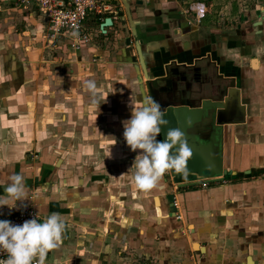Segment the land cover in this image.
Returning a JSON list of instances; mask_svg holds the SVG:
<instances>
[{
	"label": "crops",
	"instance_id": "crops-1",
	"mask_svg": "<svg viewBox=\"0 0 264 264\" xmlns=\"http://www.w3.org/2000/svg\"><path fill=\"white\" fill-rule=\"evenodd\" d=\"M102 1L110 10L86 21L92 40L72 50L45 44L39 8L0 0V195L13 173L28 190L16 208H0V220L29 203L41 222L59 213L66 229L48 264H264V0ZM197 2L206 8L199 22L186 13ZM126 6L148 69L154 58L186 62L190 48L210 45L214 60L239 70L246 122L224 138L236 175L188 188L165 175L152 189L133 186L126 173L140 150L127 146L122 121L144 95L137 53L119 35L121 18L125 35L134 32Z\"/></svg>",
	"mask_w": 264,
	"mask_h": 264
},
{
	"label": "water",
	"instance_id": "water-1",
	"mask_svg": "<svg viewBox=\"0 0 264 264\" xmlns=\"http://www.w3.org/2000/svg\"><path fill=\"white\" fill-rule=\"evenodd\" d=\"M136 4L142 5V2ZM125 9L128 22L133 26L134 44L132 38L125 35L123 18L119 35L122 34L127 47L133 49L134 46L137 53L143 76L136 77L139 88L144 96H151L160 104L168 121L157 140L163 141L169 129L178 128L192 151L186 173L169 171L165 176L179 188H188L223 182L236 175L225 165L224 138L229 126L246 122L239 70L232 68L229 62L214 60L210 45L197 51L190 48L191 57L186 62L172 59L157 63L154 58V66L148 69L147 56L141 48L144 42L135 32L130 8ZM111 25V19L107 18L100 29L104 33ZM132 61L135 63L136 59L132 57Z\"/></svg>",
	"mask_w": 264,
	"mask_h": 264
},
{
	"label": "clouds",
	"instance_id": "clouds-1",
	"mask_svg": "<svg viewBox=\"0 0 264 264\" xmlns=\"http://www.w3.org/2000/svg\"><path fill=\"white\" fill-rule=\"evenodd\" d=\"M72 35L78 38L77 33ZM84 87L91 94L95 106V81H86ZM137 105H132L130 119L122 121L127 146L133 152L140 150L126 174H130L136 189L148 190L156 187L168 171L186 173L192 151L178 128L169 129L163 141L157 140L162 128L168 124L164 119L166 113L157 101L144 96L142 101L137 100ZM3 188L0 208L14 209L17 201L27 200L28 190L24 177L19 173L8 175ZM65 229L66 223L57 212L50 213L42 222L37 217L19 225L0 220V253L6 256L0 259V264H45L48 253L62 243Z\"/></svg>",
	"mask_w": 264,
	"mask_h": 264
},
{
	"label": "built area",
	"instance_id": "built-area-1",
	"mask_svg": "<svg viewBox=\"0 0 264 264\" xmlns=\"http://www.w3.org/2000/svg\"><path fill=\"white\" fill-rule=\"evenodd\" d=\"M16 4L24 7H37L42 12L46 19L43 39L48 47L54 48L67 41L72 50H78L82 44H87L92 40L85 29L87 19L90 16H101L110 10V6L102 0H16ZM188 9L186 13L195 12L198 22L204 18L206 13L203 3L190 4ZM73 33H77L78 38L73 36ZM99 33L103 34L102 29ZM167 174L169 171L164 175ZM175 186L177 188V185ZM173 206L178 207L175 197L173 198ZM175 216L177 219L180 218L177 214ZM35 217L41 221L35 206L29 203L11 213L4 220L19 225ZM5 258L6 256L0 253V259ZM45 264H48L47 258Z\"/></svg>",
	"mask_w": 264,
	"mask_h": 264
},
{
	"label": "rangeland",
	"instance_id": "rangeland-1",
	"mask_svg": "<svg viewBox=\"0 0 264 264\" xmlns=\"http://www.w3.org/2000/svg\"><path fill=\"white\" fill-rule=\"evenodd\" d=\"M245 4H246V3H245ZM248 4H250V3L248 2ZM248 4H246V6H248ZM90 19H92V17H90ZM87 24H88V23L85 24V29H86Z\"/></svg>",
	"mask_w": 264,
	"mask_h": 264
}]
</instances>
